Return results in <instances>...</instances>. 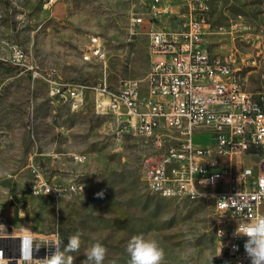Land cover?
<instances>
[{
  "label": "rangeland",
  "instance_id": "1",
  "mask_svg": "<svg viewBox=\"0 0 264 264\" xmlns=\"http://www.w3.org/2000/svg\"><path fill=\"white\" fill-rule=\"evenodd\" d=\"M47 1L0 0V211L6 227L58 232L61 249L79 231L74 264H82L96 242L107 248L103 264H129L126 247L137 234L160 243L162 264H218L213 203L148 189L144 174L158 157L153 141L130 135L116 141L108 132L113 118L96 111L93 90L76 110L52 93V81L106 83L111 90L128 78L145 83L153 24L180 27L193 1L159 0L168 8L162 16L154 10L157 0ZM204 2L211 51L230 60L243 88L264 90V0ZM93 37L101 39L105 61L84 58ZM42 180L78 182L83 190L59 199L33 194Z\"/></svg>",
  "mask_w": 264,
  "mask_h": 264
},
{
  "label": "built area",
  "instance_id": "2",
  "mask_svg": "<svg viewBox=\"0 0 264 264\" xmlns=\"http://www.w3.org/2000/svg\"><path fill=\"white\" fill-rule=\"evenodd\" d=\"M190 1L193 6L179 28L149 33L156 59L145 80L146 94L137 78L124 79L118 90L106 83L52 81V93L76 110L84 104L86 91L93 90L96 111L113 118L108 132L116 141L128 135L151 139L158 157L144 174L148 189L167 198L211 201L222 251L218 264H250L246 237L235 233L239 221L264 215V90H248L236 82L230 60L210 49L207 5ZM159 3L154 5L156 15L168 10ZM15 56L19 63L21 55ZM84 58L106 60L99 37L91 39ZM82 190L75 182L44 180L32 187L33 194L55 199ZM5 222L0 211V264H21L20 246L26 237L32 240L34 259L61 248L58 232L15 233Z\"/></svg>",
  "mask_w": 264,
  "mask_h": 264
},
{
  "label": "clouds",
  "instance_id": "3",
  "mask_svg": "<svg viewBox=\"0 0 264 264\" xmlns=\"http://www.w3.org/2000/svg\"><path fill=\"white\" fill-rule=\"evenodd\" d=\"M235 234L246 237L244 250L250 264H264V215L254 220L239 221ZM81 235L79 231L70 235L63 249L55 247L54 251L43 259L33 258V243L30 237H26L20 246L21 264H37V261L39 264H74L75 257L72 253L80 250ZM126 251L130 256L129 264H162L165 258V251L160 243L144 234L132 236ZM106 255L107 248L96 242L88 249L82 264H103Z\"/></svg>",
  "mask_w": 264,
  "mask_h": 264
},
{
  "label": "crops",
  "instance_id": "4",
  "mask_svg": "<svg viewBox=\"0 0 264 264\" xmlns=\"http://www.w3.org/2000/svg\"><path fill=\"white\" fill-rule=\"evenodd\" d=\"M158 15V14H157ZM160 15V14H159ZM160 16H162V15H160ZM179 28V27H178ZM153 29L154 30H162V29H177V28H175V27H164V26H159V25H154L153 24ZM208 41V40H207ZM209 43V42H208ZM151 52V51H150ZM151 57H152V61L153 60H155L156 59V56L155 55H153V54H151ZM147 89H146V84L145 83H143V94H146V91Z\"/></svg>",
  "mask_w": 264,
  "mask_h": 264
},
{
  "label": "bare ground",
  "instance_id": "5",
  "mask_svg": "<svg viewBox=\"0 0 264 264\" xmlns=\"http://www.w3.org/2000/svg\"><path fill=\"white\" fill-rule=\"evenodd\" d=\"M147 185H148V183H147ZM75 187H81V186L78 182H75ZM151 190L163 197V195H161V193H160V190H155V189H151ZM62 197H69V194H62Z\"/></svg>",
  "mask_w": 264,
  "mask_h": 264
}]
</instances>
